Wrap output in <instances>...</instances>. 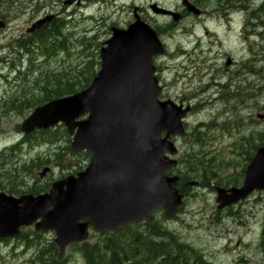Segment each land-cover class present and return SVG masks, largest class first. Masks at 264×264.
Masks as SVG:
<instances>
[{"label":"water","instance_id":"water-1","mask_svg":"<svg viewBox=\"0 0 264 264\" xmlns=\"http://www.w3.org/2000/svg\"><path fill=\"white\" fill-rule=\"evenodd\" d=\"M153 8L168 13L156 5ZM105 44L101 69L87 89L36 109L23 124L29 132L64 122L74 135L72 147L91 153L89 166L78 177L54 183L49 194L17 199L0 193V238L14 236L21 226L41 218L37 229L56 231V243L64 255L69 244L88 238L91 225L98 232L116 231L129 223L150 222L151 213L160 206L168 217L181 206L179 178L166 175L177 161L168 159L166 152L176 154L169 139L184 134L182 119L190 107L159 99L153 57L164 52L163 44L137 14L127 29L113 28ZM255 189L264 190V147L249 164L241 189L218 188L219 208Z\"/></svg>","mask_w":264,"mask_h":264},{"label":"rangeland","instance_id":"rangeland-1","mask_svg":"<svg viewBox=\"0 0 264 264\" xmlns=\"http://www.w3.org/2000/svg\"><path fill=\"white\" fill-rule=\"evenodd\" d=\"M0 1V12L3 15H7L9 18L8 26L0 32V102H2L3 99L9 98L8 100H5L2 105H0L2 109L5 107V102L15 99L19 96L24 97L27 92H32V88L37 87L35 83L42 86L44 82L47 84L51 80L48 76L53 74H62L64 68L68 69L70 66L75 67L84 58V56H82L79 52L80 50L78 51V49L82 48L81 43L84 39L83 35L89 37V39H85L88 43L91 42V49L96 52L100 44L102 42L104 43L110 37V28L113 25L119 23L120 25H125L131 20V9L125 10L124 8H129L132 5L145 8L148 7L152 0H83L80 6L67 5L64 3L66 0H17L18 2L16 1L15 5L20 2L21 5L15 8L11 7L13 3H7L8 0ZM157 1L163 4H177V0ZM214 3L217 4L216 0H208L206 4L215 9L213 6ZM226 6L225 7L227 9L230 8L228 5ZM63 9L65 10L67 16L70 15L68 18L75 19L74 25L76 26V32L71 30L68 34L69 39H71V51H73V49L75 50L73 51L72 55L69 56L68 54L61 53L57 59L53 58L48 60L40 58L39 55L41 52H37L35 55L36 58H40V62L33 64L32 67L28 69L31 72L27 71V74L22 75L21 78L14 84H11V81L13 80L6 81V77L9 75L10 78L14 79V73L10 74V71L14 66V60H16V57L14 56L18 54L14 49V47L17 46L16 38L23 36L26 33L27 28L31 25V22L37 18L43 17L49 13L58 15ZM260 12L261 14L259 12L252 14L253 19L250 20L251 26L249 28L254 30L256 29L255 27H257L255 32H257L258 29H261L262 25H264V23H262L263 18H260L264 12ZM245 14L246 13L243 12L241 15H235L236 20L240 18V22L243 21V24L248 18ZM58 16L60 18L63 15ZM101 18H109L107 24H114H110L108 29L106 28L101 31L102 28L99 27L97 29L96 27L98 25L97 22ZM216 18L217 23L212 25V27L215 29V32L212 31L210 33L213 34L212 36L216 37L215 40L217 41H208L209 38L206 37V35L202 32H197L192 34V36L191 34L186 33L185 30L181 29L177 30V32H174V35H166V37H168L167 41L169 42V49L171 51L170 53L172 54H167L159 64L162 66L164 64L168 65V68L166 67V69H164L163 75L167 85V88L165 89V97L169 96L172 99L181 100L183 95L191 96L192 94L196 93V98H185L182 101H187L189 104H196L208 97L207 99L212 102L214 98L212 91L214 89L208 90L203 94L202 87L204 85L206 87L207 82L212 80L215 81L220 78L221 75L223 76V73H221V75L219 74V69L222 68L226 71L228 69L227 73L231 72L232 69H230V67H225L228 57H232L233 61H238L240 64L243 60L248 58V54H259L264 51L263 33H261V36L256 38L254 37L253 40L251 39L244 41V35L246 34L244 29L241 31L240 27L237 25L235 26L234 22V29L232 31L228 30V28L225 26V22L222 21L219 14L216 16ZM181 26H183V24H181ZM249 28L247 31H249ZM253 42H256L257 44H252ZM212 44L214 45L212 46ZM197 47L200 50H198ZM253 48H255V50ZM179 49H184L187 51L184 54H179ZM4 60L8 63L4 62ZM25 60L26 64L24 65L29 66V57H25ZM183 65L187 67L184 68ZM234 68L233 70H235ZM34 69L40 71L38 73H34L32 72ZM255 69L256 66L253 67L252 71ZM185 71H187V73ZM216 73L220 76L213 78ZM176 78H179V81L176 86H173V82L176 81ZM262 84L263 83L259 85L260 89L257 91L256 96L249 98L253 95V93L251 96H247L248 94L246 95L242 93L244 100L239 102L240 98L238 99V102L241 104V106H239L240 116L244 118L245 121H250L249 118L251 116L255 120L256 124L254 129L258 133L264 132L263 118H257L258 114H264V110H262L264 108V90L261 92L264 87ZM252 85L253 84L248 86L250 87L248 89L249 91L254 90ZM46 94H48V92ZM45 101V97L40 99V102ZM218 102H216V104L213 103L211 105H205L204 109H200L199 107L196 113L193 114L190 120L191 125L194 123L192 126L194 133V137L192 139L193 143H186L187 146H185V143H181L179 148V157L184 154L185 147L189 153L196 155L202 159L203 162L205 160V163L208 164L210 162L208 161L209 158L208 154H206V151L216 155L219 159L215 158L216 161L214 164H219L220 167H226L224 172H218L217 174L218 179L223 181L227 177H233L241 171L240 163L243 162L247 154L244 150L242 151L239 148H233L225 145L221 146L220 143L223 140L233 139L239 136L240 133H247L250 131V129H235L232 133L226 136H221L225 137L224 139H218L219 136L216 135L214 127L221 123V118H215L213 124L205 125L214 118L215 114L219 110L222 109V103ZM232 103H235V100L230 102V104ZM202 104H205V102ZM30 111L31 110L28 108L24 110L22 114H20L13 109L9 112L15 115L0 121L1 150L3 146H10L11 143H14L21 138V136L18 134L19 125H21L23 118L27 116ZM58 132L59 133L57 136L62 138L60 141V144H62L61 147L64 148L67 145L64 138L65 133L63 130ZM196 136H199V141H196ZM216 136L217 138L214 140V137ZM260 138H264V136ZM34 143L35 142L26 144L23 148L21 146L20 149L22 150L16 151L13 156L9 154L10 152L0 156V168L1 166L7 164V161L10 159H12L15 164L5 165V170L10 168V165L16 166L18 163H20L18 166H22L25 163H30V160L34 158L31 157L32 154L44 149L43 147L33 151L34 146H32V144ZM220 154L228 158H220ZM66 159L67 163H69V159L77 162L78 158L68 155ZM233 164L235 165L229 166ZM25 172L28 171L25 169ZM69 172L70 170H64L62 174L67 175ZM36 174L37 172H34V175ZM59 174H61V171L56 169L54 179H57ZM15 175H22V173H13L12 176L5 173L6 180L3 179V182H6V184L10 183V181H8L9 178H11L12 181H15L18 179L17 177H13ZM52 176L53 175H51V177ZM32 178L33 176H29L25 180L26 182H32ZM221 181L216 182L212 179H205L204 184H199L196 189L191 190L189 193V199L186 202L183 211L178 214V217L166 220V218H164L163 212H159L156 215V219L159 221V223H161L160 225L172 230L180 241L183 240L187 243H190V245L194 248L200 249L204 259H207L212 264H264V249H262L264 247V193H255L249 198V200L241 203L240 206L233 208V212H236L235 215H230L227 210H217L215 191H212L211 188H209L210 185L219 183ZM221 215L223 216L220 217ZM240 219L245 221V223L240 224L243 223L242 221H239ZM53 239V233H43L42 236L38 235L37 242L32 245V248L29 249H26L25 246L21 245L22 242L17 240L1 242L0 264H41L40 262L36 261V257H34L35 253L39 252L40 248H45L44 246L46 243L53 242ZM95 240L96 238L92 239L91 242H94ZM39 243L43 245H40L39 247ZM73 251L74 250L68 248V253L71 252V254H77V252ZM75 256L76 261L73 264H85L81 254H79V256Z\"/></svg>","mask_w":264,"mask_h":264},{"label":"trees","instance_id":"trees-1","mask_svg":"<svg viewBox=\"0 0 264 264\" xmlns=\"http://www.w3.org/2000/svg\"><path fill=\"white\" fill-rule=\"evenodd\" d=\"M249 2V0H219L221 6L223 5L222 8L224 11L227 9L226 5L230 8L237 6V4L240 5V7H245V5L248 7ZM255 12L256 11H253L251 15ZM259 13L261 14V12ZM62 28L63 24L61 23H58L57 25H47L36 33L37 39L40 40L39 42H41L45 48V50H42V54L50 56L60 52L59 48L63 51H68L70 49L67 43L68 37L63 34ZM86 41L87 40L84 39L81 45L87 44L88 42ZM80 53L84 56V58L75 67L70 66L68 69L64 68L62 74H53L48 76L51 80L47 83L44 93L47 100L74 94L90 85L100 66V60L98 57L99 54L94 52L92 49L88 50L87 47ZM46 91L48 94H46ZM40 99L41 98H38L33 94L30 96L25 95L20 100L26 101L23 102V104L34 105L38 104ZM15 106L17 107L18 105L15 104ZM259 135L264 136L261 133L256 132L255 136L251 134V136L247 138H242L250 141L249 153L252 152L253 148L264 144V139L260 140L261 143L259 142ZM255 138L257 142L254 141ZM67 148L69 149V155H77L73 152L70 145H68ZM208 158L209 161H216L214 157ZM36 163V165L42 164L39 162ZM179 163L182 166L181 169L177 171L181 178L179 184L198 178L206 179L209 173H212L216 166L214 162L209 164L205 163V160L203 162L202 159L189 153V151L184 153V156L180 158ZM81 164V161L77 164L72 160H69V163L63 162L62 165L60 162L61 167L65 169H78ZM232 178L233 177H227L225 180L232 182L231 184L234 185L238 181L242 182L241 176L235 177L233 180ZM188 190L189 187H186L182 189V192L187 193ZM37 191L38 190H36L35 187L27 190V192L31 193H37ZM160 224L161 223H159V221L155 220L150 225L139 224L136 226L137 228L130 226L123 230L128 231L124 235L123 232L104 233L101 237H99L95 244H90V242L79 244L75 246L77 247L75 250L83 253L87 264H204L198 249H195L188 244V246L186 244L184 245V243H181L179 238L175 236L172 230H169L167 227ZM142 226H144V228ZM26 230V234L33 233L35 235H39L40 233L36 232L32 228ZM44 247L45 248H41L36 254L37 262H40L41 264H68L67 261L69 258L62 259L59 257V253L54 242ZM189 247L192 250L189 249Z\"/></svg>","mask_w":264,"mask_h":264},{"label":"bare ground","instance_id":"bare-ground-1","mask_svg":"<svg viewBox=\"0 0 264 264\" xmlns=\"http://www.w3.org/2000/svg\"><path fill=\"white\" fill-rule=\"evenodd\" d=\"M17 0H8V2L9 3H12L13 2V4L16 2ZM27 1H30V0H27ZM219 1V0H218ZM18 2V1H17ZM210 2V1H209ZM208 2V3H209ZM222 2V1H221ZM224 2V1H223ZM244 3V2H243ZM204 4V3H203ZM220 4V3H219ZM234 4V3H233ZM205 5V4H204ZM256 5V6H255ZM258 5V6H257ZM223 6V5H222ZM237 6H238V4H237ZM244 6V5H243ZM200 7V6H199ZM215 7V6H214ZM235 7V6H234ZM245 7H246V5H245ZM203 8V7H202ZM248 10H250V11H256L255 13H257V12H260L259 10H261V11H263L264 10V0H260V1H253V2H251L250 4H249V6H248ZM264 12V11H263ZM205 16V15H204ZM255 16H256V14H255ZM8 16L7 15H4V17H3V20H6V18H7ZM203 18V17H202ZM208 18V17H207ZM260 18H264V16H263V14H262V16L260 17ZM261 20V19H260ZM263 20V19H262ZM254 21V20H253ZM201 22V21H200ZM264 22V21H263ZM203 23H205V22H203ZM252 23V22H251ZM193 26V25H192ZM260 27V26H259ZM183 28V27H182ZM195 28H197V24L195 25ZM204 28V27H203ZM256 29H257V27H255ZM186 29H188V28H186ZM200 29H202V28H200ZM199 29V30H200ZM250 29V28H249ZM256 29H254V30H249V31H247L246 32V34L244 35V41L245 40H253L254 39V37L256 38V37H258V36H261L260 34H258V33H256V32H253V31H255ZM194 32V31H193ZM198 32H200V31H198ZM250 32H252V33H250ZM192 35V34H191ZM211 35H213V34H211ZM193 36V35H192ZM198 36V35H197ZM199 36H200V34H199ZM202 37V36H201ZM190 38V37H189ZM203 38H204V36H203ZM202 38V39H203ZM190 40H192V39H190ZM196 40V39H195ZM205 41H206V38H205ZM213 41V40H212ZM197 43V42H196ZM252 44H257L256 42H253ZM201 45V44H200ZM203 45V44H202ZM253 46V45H252ZM261 46V45H260ZM264 46V45H263ZM21 47H24V44L23 45H21ZM196 47V46H195ZM257 47V46H256ZM264 48V47H263ZM191 49V48H190ZM197 49H198V47H197ZM254 50H255V48H253ZM261 49V48H260ZM259 49V50H260ZM189 50V49H188ZM198 50H200V49H198ZM187 51V50H186ZM253 51V50H252ZM197 52V51H196ZM200 52V51H199ZM254 52H256V51H254ZM258 52V51H257ZM198 53V52H197ZM193 54V53H192ZM228 54V53H227ZM16 55V54H15ZM199 55V54H198ZM226 55V54H225ZM231 55V54H230ZM230 55H227V56H230ZM249 56H247L248 58L246 59L245 57V59L246 60H243L242 61V63H238V61L237 62H235V61H233V59H232V57H230L229 58V65L227 66L228 68L230 67V69H232L233 70V68L235 67V65H236V67L234 68L235 70H231V72L230 73H227V71H228V69H227V71L226 70H224V69H219L218 71H219V74L221 75V73H223V76L221 75V77L220 78H218L217 80H212V81H209V82H207L206 83V87H205V85L202 87V89H203V94L204 93H206L208 90H212V89H214L212 92H213V95H214V98H213V101L212 102H210L207 98H205V100H201L200 102H198V103H196V104H189V102H187V101H182L183 99H185V98H187V99H194V98H196L197 96V94L195 95V94H192L191 96H187V95H183V97L181 98V100L180 101H182V103L183 104H185V105H189V107H190V109H189V113H190V115L191 116H193V114H195L196 113V111H197V109H199V107H200V109H204L205 107V105H211V104H213V103H215L216 104V102H218V101H220V102H218V103H222V105H223V107H222V109L221 110H219L216 114H215V116H214V118L212 119V120H210V122H208V123H206L205 125H211V124H213L214 123V120H215V118H217V119H219V118H222V117H224L225 115L224 114H227V113H229V112H232V111H235L236 109H238L239 108V106H241V104L239 103V102H242L243 100H244V97L242 96V93L243 94H248L247 96H251L252 95V93H253V95L251 96V97H249V98H252L253 96H256V94H257V91H259V89H260V87H259V85L261 84V83H263L262 85H263V87H264V51L263 52H261V53H257V54H255V53H251V54H248ZM180 56V55H179ZM176 57V56H175ZM184 57V56H183ZM189 57V56H188ZM186 58V57H185ZM13 59V58H12ZM11 59V60H12ZM187 59H189V58H187ZM191 60V59H190ZM192 60H194V59H192ZM201 61V60H200ZM207 61V60H206ZM11 62V61H10ZM195 62H197V61H195ZM261 65V66H260ZM256 66V69L254 70V71H252L253 70V67H255ZM5 67V66H4ZM226 67V68H227ZM8 70V69H7ZM205 70V69H204ZM208 72V71H207ZM210 72V71H209ZM4 74V73H3ZM209 74V73H208ZM207 74V75H208ZM219 74H217L216 73V75L213 77V78H215V77H219L220 75ZM2 76V75H1ZM211 78V77H210ZM251 79H253V80H251ZM261 80V83H260V80ZM254 83H255V85H254ZM251 84H253L252 86H253V91H249L248 89L250 88V87H248L249 85H251ZM256 86V87H255ZM201 88V87H200ZM264 90V88L261 90V92ZM242 96V97H241ZM240 98V101L238 102V99ZM212 100V99H211ZM235 100V103H232V104H230V102H232V101H234ZM205 102V104H202V103H204ZM198 106V107H197ZM259 106V105H258ZM264 120V119H263ZM202 124H204V123H202ZM209 128H210V126H209ZM196 138V141H199V136H196L195 137ZM215 138H217V136L216 137H214V140H215ZM225 137H221V136H219V138L218 139H220V140H222V139H224ZM190 143H193V140H191V142ZM208 161H209V159H208ZM8 163L7 164H15V162H13V160L12 159H10L9 161H7ZM210 163L212 162H214L215 163V161H209ZM1 163V162H0ZM225 168L226 167H220V165L219 164H216V166H215V168L213 169V172L212 173H209V175H208V177L206 178V179H212L213 181H221V180H219L218 179V177H217V174H218V172H224V170H225ZM199 180H198V185L199 184H204V182H205V179H200V178H198ZM219 214V213H218ZM223 215H221L220 217H222ZM151 238V237H150ZM156 239V238H155ZM159 239V238H158ZM157 241V240H156ZM181 243H184V245L186 244H188V245H190V243H187V242H185V241H180ZM181 243H180V245H181ZM187 245V246H188ZM186 246V247H187ZM191 246V245H190ZM191 247H193V246H191ZM194 248V247H193ZM189 249H191L190 247H189ZM195 249H197V248H195ZM192 250V249H191ZM194 250V249H193ZM198 251H199V254H200V256H201V259L205 262V264H212L210 261H208L207 259H204V256H203V254H202V252H201V250L200 249H198ZM198 254V255H199ZM109 256V255H108Z\"/></svg>","mask_w":264,"mask_h":264},{"label":"flooded vegetation","instance_id":"flooded-vegetation-1","mask_svg":"<svg viewBox=\"0 0 264 264\" xmlns=\"http://www.w3.org/2000/svg\"><path fill=\"white\" fill-rule=\"evenodd\" d=\"M190 2L192 4L198 6V7L200 6L199 8L202 9V12L199 13V14H194L193 12H188V10L182 4L181 5L178 4L177 6H169V5H167L166 6L167 8H170V9L180 13V20L174 21L172 19V20H170L167 23H162L161 19L165 20L167 18L170 19L172 17L171 16H167L166 17V16H159V15L157 16V15H155L154 13L151 12V10H150V6L151 5H149L148 11L150 13V16L147 19H151L154 24H158V29L160 30V33H165V32L169 33L170 32L171 34H173V31L179 30V29H177V27H179V25H181L182 23H185L188 20H191V21H190L189 24L184 26V30H186V31L190 30L191 32H193L196 29L202 28L200 30H204L206 32L208 28H207L206 23H203V22H205L207 20V17H208L209 14L217 15V12H215V11H212V12L207 11L205 0H190ZM140 11H141V15L144 16L145 11H143L142 9H140ZM196 24L198 26L197 28H195ZM186 28H188V29H186ZM159 77H160L161 80H163L161 75H159Z\"/></svg>","mask_w":264,"mask_h":264}]
</instances>
